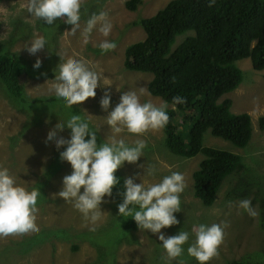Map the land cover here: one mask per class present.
<instances>
[{"label":"rangeland","instance_id":"rangeland-1","mask_svg":"<svg viewBox=\"0 0 264 264\" xmlns=\"http://www.w3.org/2000/svg\"><path fill=\"white\" fill-rule=\"evenodd\" d=\"M124 1L82 0L81 30L93 13L105 12L112 23L107 38L94 28L89 43L84 44L79 32H68L71 25L62 21L44 25L29 17L25 11L27 0H0V50L13 51L24 62L23 90L26 96L20 107L0 87V166L7 167L22 186L29 190L37 187L41 192L35 214L38 231L0 237V264H177V261L197 264L186 251L181 257L167 261L155 234L141 232L137 227H124L131 218L116 216L119 197L114 202L112 198H106L109 202L101 204L100 216L95 224H91L70 202H64L55 195L61 186L62 176L71 169L67 162L59 160L53 145L45 146L48 131L74 112L87 117L93 130H99L97 143L113 135L105 123L107 113L99 106L103 88L98 86L95 97L72 105V108H65L61 101L47 95V89L53 82V69L59 62L57 54L65 59L85 60L101 74L102 83L107 80L111 84L105 86L110 90V109L119 101L122 92L139 94L141 87L145 89V94L140 95L141 103L150 100L159 104L164 101L146 89L151 73L127 70L123 68L122 60L124 48L144 37L141 25L136 22L153 15L169 0H142L134 10H128ZM33 34L44 36L47 45L35 55H30L23 46ZM183 37L176 36L171 48ZM103 39L114 41L115 48L101 53L95 45ZM37 56L41 59V66L33 69ZM235 65L241 71V81L233 90L221 95L218 102L228 98L232 113L249 115L251 136L246 145L238 147L213 136L208 129L203 132L202 145L234 153L242 162L239 169L223 179L213 203L205 206L193 196L191 173L204 155L198 152L191 157H183L172 153L165 147L162 128L149 129L142 134L126 131L115 134L116 138H122L129 144L143 139L145 148L137 163L154 165L158 172L152 177L142 176L143 168L125 163L116 170L120 183L114 186L113 195L117 189L123 190V178L134 173H139L146 183L158 182L169 172L182 173L186 186L179 194L181 210L175 213L179 223L161 231L168 236L176 234L180 228L190 230L194 224L223 222V242L218 247V255L207 264H230L235 260L264 264V126L260 128L258 121L259 117H264V69H253L248 57L236 60ZM41 97L52 99L40 100ZM168 107L176 108L170 103ZM175 110L174 126L186 147L197 110ZM59 135L67 136V130ZM139 176L135 180L137 183L140 182ZM245 199L251 202L255 216H249L238 206ZM90 228L95 230L90 231ZM184 247L186 249L187 244Z\"/></svg>","mask_w":264,"mask_h":264},{"label":"clouds","instance_id":"clouds-1","mask_svg":"<svg viewBox=\"0 0 264 264\" xmlns=\"http://www.w3.org/2000/svg\"><path fill=\"white\" fill-rule=\"evenodd\" d=\"M211 3H214V0H209V4ZM81 5L82 0H27L25 11L29 17L44 25H53L56 21L71 25L68 32H79L84 44L89 43L94 28L107 38L112 23L107 19L105 12L90 15L81 30ZM46 45L44 36L33 34L23 48L30 55H35L45 49ZM95 46L103 53L115 48V42L103 39ZM57 56L59 62L53 69V82L47 89V95L61 101L65 108H72V105H79L87 98L95 97L98 86L103 88L99 106L107 113L105 123L113 135L106 141L97 143L99 130H93L87 117L74 112L62 122L59 120L55 127L48 131L45 146L53 145L58 151L59 160L67 162L71 169L68 174L62 176L56 197L70 202L91 224L98 220L101 204L109 202L106 198H112L114 202L115 198L119 197L116 216L130 217L141 232L155 234L166 253L167 261L181 257L186 251L188 256L195 258L197 264H207L211 258L218 255V247L223 242V222L210 225L194 224L190 230L180 228L176 234L166 236L161 229L179 223L175 213L181 210L179 194L186 186L183 174L169 172L158 182L142 181V176L152 177L158 172L154 165L137 163L143 156L145 141L136 139L129 144L115 135L122 131L142 134L149 129L163 128L169 120L167 101L159 104L150 100L141 103L140 95L145 94V89L141 87L139 94L134 91L122 92L119 101L110 109V90L105 86L111 84L107 80L102 83L101 74L85 60L65 59L59 54ZM40 66L41 59L37 56L32 68L39 69ZM171 99L173 105L185 102V98L179 95ZM65 130L67 136L59 135ZM125 163L143 168V175L134 173L124 177L123 190L117 189L114 196L113 188L120 183V177L115 173ZM137 176L140 179L138 183L135 182ZM40 195L37 187L29 190L17 182L16 176L11 174L7 167L0 166V237L35 234L38 231L35 226V214ZM238 206L249 216L256 215L249 200H241ZM177 264H182V261H177Z\"/></svg>","mask_w":264,"mask_h":264},{"label":"trees","instance_id":"trees-1","mask_svg":"<svg viewBox=\"0 0 264 264\" xmlns=\"http://www.w3.org/2000/svg\"><path fill=\"white\" fill-rule=\"evenodd\" d=\"M141 2L125 0L124 5L134 10ZM136 23L141 25L144 37L124 48L122 66L152 74L146 85L149 94L170 104L173 96L185 98L183 104L174 105L176 108H167L169 120L162 128L164 144L179 156L204 155L191 173L192 190L194 197L209 206L223 179L242 162L234 153L202 145V134L208 129L213 136L238 147L250 139L249 115L232 113L230 99L218 102V98L241 81L236 60L248 57L253 69H264V0H214L211 4L209 0H169ZM178 35L184 37L171 48ZM24 72L25 64L15 52L0 50V87L19 106L26 97ZM180 108L197 110L186 147L174 126L175 109ZM258 121L262 128L264 117ZM124 227L135 228L136 224L130 219ZM230 264L249 263L235 260Z\"/></svg>","mask_w":264,"mask_h":264}]
</instances>
